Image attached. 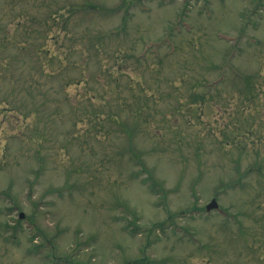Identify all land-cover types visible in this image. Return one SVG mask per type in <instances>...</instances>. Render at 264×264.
Wrapping results in <instances>:
<instances>
[{"label": "rangeland", "instance_id": "rangeland-1", "mask_svg": "<svg viewBox=\"0 0 264 264\" xmlns=\"http://www.w3.org/2000/svg\"><path fill=\"white\" fill-rule=\"evenodd\" d=\"M0 264H264V0H0Z\"/></svg>", "mask_w": 264, "mask_h": 264}, {"label": "trees", "instance_id": "trees-1", "mask_svg": "<svg viewBox=\"0 0 264 264\" xmlns=\"http://www.w3.org/2000/svg\"><path fill=\"white\" fill-rule=\"evenodd\" d=\"M124 4H127V3H125L124 2ZM123 4V5H124ZM90 7H92L93 8V5H91ZM82 8H84V10H86L87 9V7H85V6H83ZM101 11H103V12H105V10L103 9V10H101ZM107 11H109V12H113V10H111V9H107ZM109 12H107V13H109ZM122 30V26H120V27H118V29H117V31H116V33H118L119 31H121ZM101 41V40H100ZM99 44H102V43H100V42H98ZM93 44V48L94 49H98V47H97V45L96 44H94V43H92ZM124 53L125 54H127V52H126V50L124 49ZM127 56H131V58L132 59H136V60H138L139 59V57H132V56H134V55H132V54H128ZM144 56V55H143ZM144 60H146V57H144ZM229 62H230V60H229ZM234 71H236L237 73H238V71L237 70H234ZM54 73L53 72H51L49 75H53ZM236 74V73H235ZM236 76H237V74H236ZM237 77H240V81L242 80V81H244L248 86H249V84H250V82H251V78L250 77H248V76H237ZM223 79H224V77H223ZM223 79H220L219 80V82L220 81H223ZM205 84V83H204ZM64 85H66L67 86V81L65 82V84ZM213 85L215 86L216 85V83H213ZM217 87V85L214 87V88H216ZM251 88H252V83H251V86H250ZM251 88H249V89H247V90H250ZM207 92H208V90H207ZM207 92H205V93H207ZM210 92V91H209ZM139 93H137L136 95H138ZM96 95H94L93 97H95ZM201 97H203L204 96V93L202 94V95H200ZM94 113H96L95 111H94ZM94 116V115H93ZM114 116V115H113ZM111 119H118L117 118V114H115V117L114 118H111ZM136 127H137V122H136ZM135 127V128H136ZM129 129H132V127H128ZM135 130L136 129H134V132H135ZM246 131V130H245ZM245 131H243V132H245ZM134 154V158H136V157H138L137 156V154L136 153H133ZM140 164H141V171L142 172H146V169H145V166L142 164V162L140 161ZM147 180H150V188L151 189H154V187H155V185H156V182H154V180L152 181V178H151V176L147 173V177H145L144 179H143V183H145ZM241 183V182H240ZM236 184V183H235ZM160 224V223H159Z\"/></svg>", "mask_w": 264, "mask_h": 264}, {"label": "water", "instance_id": "water-1", "mask_svg": "<svg viewBox=\"0 0 264 264\" xmlns=\"http://www.w3.org/2000/svg\"><path fill=\"white\" fill-rule=\"evenodd\" d=\"M217 201L213 198L211 201L206 205V209H210L212 207H216ZM22 216V215H21Z\"/></svg>", "mask_w": 264, "mask_h": 264}]
</instances>
